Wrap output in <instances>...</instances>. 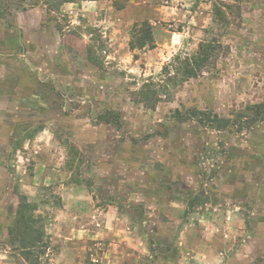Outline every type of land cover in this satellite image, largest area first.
I'll list each match as a JSON object with an SVG mask.
<instances>
[{
    "label": "rangeland",
    "instance_id": "374dc122",
    "mask_svg": "<svg viewBox=\"0 0 264 264\" xmlns=\"http://www.w3.org/2000/svg\"><path fill=\"white\" fill-rule=\"evenodd\" d=\"M0 151V264L25 196L38 264H264V0H0Z\"/></svg>",
    "mask_w": 264,
    "mask_h": 264
},
{
    "label": "trees",
    "instance_id": "16d2710c",
    "mask_svg": "<svg viewBox=\"0 0 264 264\" xmlns=\"http://www.w3.org/2000/svg\"><path fill=\"white\" fill-rule=\"evenodd\" d=\"M69 1V0H66ZM146 33L139 38L137 42V47L138 48H143L146 47L147 45H150L153 41V33L150 30V23L146 22ZM204 45V44H203ZM203 49H207V46H203ZM132 49L136 48L132 44L131 46ZM181 55L178 54L174 56V59L172 62L179 61ZM173 63H168L165 67L164 70H169ZM201 64L196 62L194 64L191 63L190 59H185L184 61V72H180L177 70L174 72L176 75H179V73H182L183 76L185 77H192L197 74L198 70L200 69ZM178 69V67H177ZM171 72H169L170 74ZM175 75V76H176ZM36 211V207L33 206L25 197H23V201L21 203V206L18 210V215L16 218V221L14 223L15 229L12 228L10 231V234H18L19 237L17 238L16 235L14 237V240L20 239L22 244L20 246V249L22 251H26V253H32L34 256V259L31 261L32 264H38L39 263V257L41 253H45L47 247L49 246V240H48V234L46 231V225L43 222V219L41 216L34 214Z\"/></svg>",
    "mask_w": 264,
    "mask_h": 264
},
{
    "label": "crops",
    "instance_id": "0c3cea01",
    "mask_svg": "<svg viewBox=\"0 0 264 264\" xmlns=\"http://www.w3.org/2000/svg\"><path fill=\"white\" fill-rule=\"evenodd\" d=\"M154 53V49H148L147 51H145V54L147 56H150ZM37 151V150H36ZM39 154H40V151L38 150L37 151ZM1 153V151H0ZM41 157H43V155L40 154ZM40 158V157H39ZM38 159V158H37ZM40 159H38L39 161ZM41 160L43 161V158H41ZM2 161V160H0ZM40 164H43L41 161H39ZM0 164H2V162H0ZM79 194H72V198L69 200L71 203H73V206H75V202H79V200L81 198H79L78 196ZM76 203V204H77ZM66 209L62 210L61 212L63 213L62 215H64L67 219L65 220H61L59 223H58V226H60V229L62 230V235L65 236L66 239H69L71 238L69 235H67V232L66 230H69L70 227H71V224H72V217H82V210L81 209H75V208H72V206H64ZM110 211V210H109ZM84 214L86 215L87 214V211H84ZM120 217H123L122 215H119ZM103 223V222H102ZM73 228V227H72ZM62 249L64 251L61 252V254L58 255L57 257V260H56V263L57 264H72L73 261H75V250H74V247L72 246L71 247V244L70 242L67 243L65 246L62 247Z\"/></svg>",
    "mask_w": 264,
    "mask_h": 264
}]
</instances>
